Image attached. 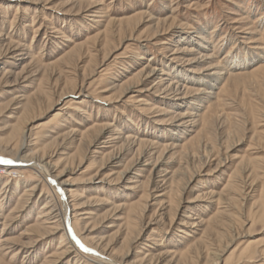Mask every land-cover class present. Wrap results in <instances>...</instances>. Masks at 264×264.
<instances>
[{
    "label": "rangeland",
    "instance_id": "374dc122",
    "mask_svg": "<svg viewBox=\"0 0 264 264\" xmlns=\"http://www.w3.org/2000/svg\"><path fill=\"white\" fill-rule=\"evenodd\" d=\"M19 157L0 264H264V0H0Z\"/></svg>",
    "mask_w": 264,
    "mask_h": 264
},
{
    "label": "bare ground",
    "instance_id": "6f19581e",
    "mask_svg": "<svg viewBox=\"0 0 264 264\" xmlns=\"http://www.w3.org/2000/svg\"><path fill=\"white\" fill-rule=\"evenodd\" d=\"M193 50V48H189V49H186V50H182V51H186V52H191ZM179 52V50H176V51H174V53H178ZM196 60H198V58H194L193 60H192V62H195ZM145 67H150V65H145ZM161 70V68H159V67H152L151 69H149V71H148V76H150V77H154V76H158V74H160V71ZM161 74H165V75H167L168 73L167 72H162ZM214 74H216V73H214ZM169 75V74H168ZM182 79H187V80H189V81H192V82H197L198 80H196V78L195 77H190V78H188V77H185V76H180ZM216 78V77H215ZM166 79V81L165 82H167V81H170L171 79L170 78H163V77H161V78H159V81H158V83L157 84H163V83H165V82H163L164 80ZM213 82L215 81V80H212ZM170 83H168V84H166L167 86L169 85ZM181 85V84H180ZM184 87H186L185 85H184ZM187 88V87H186ZM149 89H153V87H151V88H147L146 90H149ZM209 93V92H208ZM169 95V94H168ZM16 162H18L17 164L15 163V165H16V167H11L12 166V164L13 163H2V164H0L1 166H2V169L0 168V174H3V175H7V174H13V172L12 171H18V170H20L22 167H24V166H29L30 168H34V169H36L39 173H40V171L41 170H43V171H45V172H48L49 174H50V172L46 169V167L44 166V164H42L41 165V167L39 166H36L34 163H32V164H30V162H31V160H27V159H24V158H22V157H19V158H16ZM9 164H11V165H9ZM41 164V163H40ZM4 166H6L7 167V170H8V172H7V170H5V167ZM10 167V168H9ZM39 168V169H38ZM61 184H63V183H61ZM74 214V216H77L78 217V215H84V214H86V212H79V213H73ZM76 214V215H75ZM56 229V228H55ZM87 231V230H86ZM72 246H71V244L69 245V246H67V248H68V252H72V248H71ZM83 257V256H82ZM97 262L98 263H101V264H118V262H116L115 260H113V259H110V258H107V257H105V260L104 259H97Z\"/></svg>",
    "mask_w": 264,
    "mask_h": 264
}]
</instances>
